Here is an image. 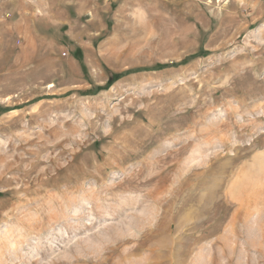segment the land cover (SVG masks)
<instances>
[{
    "label": "rangeland",
    "instance_id": "obj_1",
    "mask_svg": "<svg viewBox=\"0 0 264 264\" xmlns=\"http://www.w3.org/2000/svg\"><path fill=\"white\" fill-rule=\"evenodd\" d=\"M0 264H264V0H0Z\"/></svg>",
    "mask_w": 264,
    "mask_h": 264
}]
</instances>
